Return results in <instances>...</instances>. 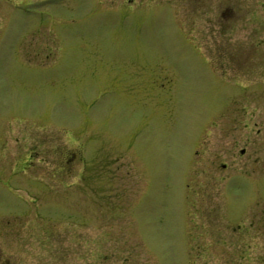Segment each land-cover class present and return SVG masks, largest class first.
Wrapping results in <instances>:
<instances>
[{
  "label": "rangeland",
  "instance_id": "1",
  "mask_svg": "<svg viewBox=\"0 0 264 264\" xmlns=\"http://www.w3.org/2000/svg\"><path fill=\"white\" fill-rule=\"evenodd\" d=\"M74 1L59 39L0 2V264H264V0ZM38 118L71 155L43 195L9 152Z\"/></svg>",
  "mask_w": 264,
  "mask_h": 264
},
{
  "label": "flooded vegetation",
  "instance_id": "2",
  "mask_svg": "<svg viewBox=\"0 0 264 264\" xmlns=\"http://www.w3.org/2000/svg\"><path fill=\"white\" fill-rule=\"evenodd\" d=\"M9 1L11 0H0V2L7 8L8 6L6 4L9 3L10 8L15 9V12L20 14L23 13L25 15H30V9H32L33 7H37L35 3L42 4L44 5V7L50 5V9H47L48 11H46L45 13H41L47 18L45 19V21H43L42 18L39 26L43 28L49 25L51 27L50 32L52 33L53 39H59L60 36H63V33L65 34L64 23H67L68 20L70 22H74L80 15V10L76 11V17L74 16V13H76L75 11H69V15H72V17L65 15L66 11L63 10L67 8L66 0H15V2ZM80 1L81 0H75L73 4H76ZM238 2H240V0H234V4ZM2 4L0 5V9L4 10L6 7ZM238 4L236 6L224 4L218 10L221 28L220 30L222 31L223 36L225 35L226 31L229 30V23L231 22V12H235L236 8H239ZM19 9L21 12L19 11ZM59 12L62 16H57V13ZM204 15H209L208 9L206 10V12H204ZM43 30L46 31V27L43 28ZM224 63L226 62L224 61ZM223 66L225 69V65ZM31 118H34V116H31ZM35 124H37V126H35ZM50 124L55 123H47L38 118L35 123L30 125L32 127H27L25 130L23 128L18 134V137L15 138L17 142H21V145L19 148L12 147L9 152L11 153L12 151V157L17 158V160L21 161V164H24L23 167L26 169V173H21V176L15 174L11 177V181L13 185H16V188L19 187V185H26L29 191L33 190L35 194L43 195L48 193L44 189L43 185L49 186L51 182L52 187H49L50 189H53L57 186L65 187L63 180H65L66 161L67 158L71 157V155L66 156V142L64 140V137L66 136V130L65 128H61L60 126L57 127V125H53V127H50ZM2 134H4V130L0 125V148L2 145ZM23 151L24 153H22ZM239 153L240 156L244 155V149H240ZM0 154H2L1 150ZM73 155V158H76V151L73 152ZM36 163L40 164L41 167L36 166ZM240 168L238 169L240 170ZM25 174H27L28 176L22 178V175ZM239 174L244 175L240 176V178H246L249 186H251L252 183L257 179V176L263 174V172H257L254 170L244 172L239 171ZM55 182H57L56 185ZM238 186H240L239 182Z\"/></svg>",
  "mask_w": 264,
  "mask_h": 264
}]
</instances>
